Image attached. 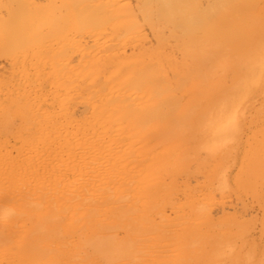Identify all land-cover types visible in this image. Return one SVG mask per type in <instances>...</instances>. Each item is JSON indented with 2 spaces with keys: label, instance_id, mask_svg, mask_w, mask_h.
Wrapping results in <instances>:
<instances>
[{
  "label": "bare ground",
  "instance_id": "bare-ground-1",
  "mask_svg": "<svg viewBox=\"0 0 264 264\" xmlns=\"http://www.w3.org/2000/svg\"><path fill=\"white\" fill-rule=\"evenodd\" d=\"M23 1L32 11L56 5L60 117L26 154L0 158L12 188L0 202L14 192L113 190L109 214L128 233L105 238L100 225L80 258L94 264L137 260L143 235L128 224L146 207L160 221L155 234L169 239L158 264H212L206 238L231 232L212 211L229 218L224 200L244 208L242 192L264 232V0H12V9ZM72 217L34 218L27 256L66 261L58 237L77 231L57 226ZM17 218L0 210V225ZM259 245L245 242L252 252Z\"/></svg>",
  "mask_w": 264,
  "mask_h": 264
},
{
  "label": "rangeland",
  "instance_id": "rangeland-1",
  "mask_svg": "<svg viewBox=\"0 0 264 264\" xmlns=\"http://www.w3.org/2000/svg\"><path fill=\"white\" fill-rule=\"evenodd\" d=\"M12 5V0H0V158L26 154L34 144L43 142L48 135L53 134L51 125L57 126L59 123L62 93L63 43L56 5L50 3L34 11L24 1L16 11L14 7L12 9ZM257 102L258 99L252 104L253 107ZM7 180L5 166L2 165L0 194H10L4 192V189H12L8 187ZM112 191L93 189L78 192L45 190L34 191L33 194L14 192L20 196L9 202H0V210L5 215L19 216L15 223L8 219L0 225V264H36L33 258L27 256V250H23L27 229L32 226L34 218L48 219L54 215H73L77 218L72 217V224L66 220L61 222L60 228L57 226L58 232L61 229L73 230V227L77 231L73 237L71 232L68 237H58L64 245L60 247L71 251L66 261L64 258L59 264L76 263L69 259L76 254L78 264H94L91 259L81 262L80 258L81 252H86L85 243L89 242L100 225L113 227L111 230L102 228V236L105 238L111 237L112 233L123 238L124 232L128 233L123 225L124 220L109 214L116 206L113 199L108 197ZM61 193L69 196L63 197ZM240 195L244 200V208L234 201L230 206L228 199L224 200L225 207L229 208L225 213L231 215L229 218H222L220 213L212 211L214 223L230 228L231 232L217 237L216 234H211L206 238L208 247L202 257L208 263L264 264V252L259 249L264 248L260 208L251 201L250 196L243 192ZM231 198L234 200L235 197ZM147 209L151 212L150 207L143 211ZM171 209L165 207L166 214L172 220ZM236 210L237 214L234 213ZM143 211L128 224L131 229H136L143 235L141 241H136L140 251L133 255L137 260L132 264H158L160 260L155 256L159 246H168L166 242L169 239L164 236V231L163 234H155L157 231H153L154 225L160 221L151 213ZM219 218L223 220L219 221ZM67 222L70 225H66ZM251 239L260 243L259 248L253 252L248 251L245 246V242ZM127 260L123 256L115 260L114 264H127Z\"/></svg>",
  "mask_w": 264,
  "mask_h": 264
}]
</instances>
